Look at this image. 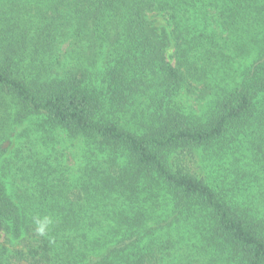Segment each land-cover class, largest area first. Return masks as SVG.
I'll return each mask as SVG.
<instances>
[{"label": "trees", "instance_id": "16d2710c", "mask_svg": "<svg viewBox=\"0 0 264 264\" xmlns=\"http://www.w3.org/2000/svg\"><path fill=\"white\" fill-rule=\"evenodd\" d=\"M0 264H264V0H0Z\"/></svg>", "mask_w": 264, "mask_h": 264}, {"label": "clouds", "instance_id": "9594fccd", "mask_svg": "<svg viewBox=\"0 0 264 264\" xmlns=\"http://www.w3.org/2000/svg\"><path fill=\"white\" fill-rule=\"evenodd\" d=\"M33 223L35 225V232L40 236H45L50 226L54 223V220L51 216H34Z\"/></svg>", "mask_w": 264, "mask_h": 264}]
</instances>
